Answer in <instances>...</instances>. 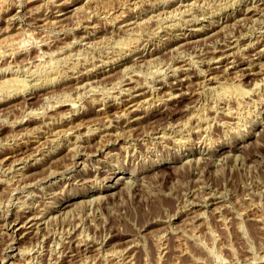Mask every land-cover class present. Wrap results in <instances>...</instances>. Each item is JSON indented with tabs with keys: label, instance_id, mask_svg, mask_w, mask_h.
<instances>
[{
	"label": "rangeland",
	"instance_id": "374dc122",
	"mask_svg": "<svg viewBox=\"0 0 264 264\" xmlns=\"http://www.w3.org/2000/svg\"><path fill=\"white\" fill-rule=\"evenodd\" d=\"M251 2L0 0V264H264Z\"/></svg>",
	"mask_w": 264,
	"mask_h": 264
},
{
	"label": "bare ground",
	"instance_id": "6f19581e",
	"mask_svg": "<svg viewBox=\"0 0 264 264\" xmlns=\"http://www.w3.org/2000/svg\"><path fill=\"white\" fill-rule=\"evenodd\" d=\"M29 1V0H28ZM85 1V0H84ZM155 1V0H154ZM182 1V0H181ZM192 1V0H191ZM260 1V0H259ZM44 2V1H43ZM100 2V1H99ZM252 2H253V0H252ZM251 2V3H252ZM46 3V2H45ZM53 3V2H52ZM55 3V2H54ZM60 3V2H59ZM96 3V2H95ZM20 4V6H21V3H19ZM25 4V3H24ZM41 4V3H40ZM39 4V5H40ZM43 4V3H42ZM89 4V3H88ZM98 4V3H97ZM102 4V3H101ZM159 4V3H158ZM95 5V4H94ZM251 5V4H250ZM158 6V5H157ZM189 6V5H188ZM241 6V5H240ZM254 6H256V4L254 5ZM93 7V6H92ZM175 7V6H174ZM184 7V6H183ZM187 7V6H186ZM264 7V6H263ZM41 8V7H40ZM67 8H68V6H67ZM73 8V7H72ZM76 8V7H75ZM79 8V7H78ZM85 8V7H84ZM91 8V7H90ZM89 8V9H90ZM95 8V7H94ZM27 9V8H26ZM39 9V8H38ZM97 9V8H96ZM40 10V9H39ZM62 10H64V8H62V7H60L57 11L59 12V11H61L62 12ZM72 10V9H71ZM175 10V9H174ZM47 11V10H46ZM170 11V10H169ZM177 11V10H176ZM11 12V11H10ZM16 12V11H15ZM52 12V11H51ZM127 12V11H126ZM143 12V11H142ZM161 13H162V10L160 11ZM165 12V11H164ZM167 12V11H166ZM193 12V11H192ZM41 13V12H40ZM73 13V12H72ZM87 13V12H86ZM145 13V12H144ZM169 14H170V12H168ZM259 13V12H258ZM61 14H63V13H60V14H58V15H61ZM71 14V13H70ZM82 14V13H81ZM119 14V13H118ZM124 14V13H123ZM165 14V13H164ZM196 14H197V11H196ZM202 14V13H201ZM212 14V13H211ZM65 15V14H64ZM120 15V14H119ZM11 16V15H10ZM18 16V15H17ZM51 16V15H50ZM66 16V15H65ZM88 16V15H87ZM148 16V15H147ZM168 16V15H167ZM221 16V15H220ZM6 17V16H5ZM12 17V16H11ZM16 17V16H15ZM38 17V16H37ZM46 17V16H45ZM109 17H110V15H109ZM115 17V16H114ZM117 17V16H116ZM153 17V16H152ZM157 17H158V15H157ZM184 17V16H183ZM199 17V16H198ZM242 17V16H241ZM244 17V16H243ZM13 18V17H12ZM57 18V17H56ZM87 18V17H86ZM151 18V17H150ZM156 18V17H155ZM50 19V18H49ZM58 19V18H57ZM125 19V18H124ZM130 19V18H129ZM142 19V18H141ZM259 19H261V18H259ZM18 20V19H17ZM111 20V19H110ZM109 20V21H110ZM113 20V19H112ZM135 20V19H134ZM150 20V19H149ZM11 21H12V19H11ZM34 21V20H33ZM50 21H52V20H50ZM152 21V20H151ZM233 21V20H232ZM43 22V21H42ZM41 22V23H42ZM79 22H81V20L79 21ZM209 22V21H208ZM211 22V21H210ZM234 22V21H233ZM9 23V22H8ZM28 23V22H27ZM31 23V22H30ZM236 23V22H235ZM242 23V22H241ZM250 23V22H249ZM248 23V24H249ZM40 24V23H39ZM49 24V23H48ZM5 25V24H4ZM8 25V24H7ZM10 25V24H9ZM24 25V24H23ZM32 25V24H31ZM52 25V24H51ZM217 25V24H216ZM250 25H251V23H250ZM256 25V24H255ZM43 26V25H42ZM114 26V25H113ZM175 26V25H174ZM177 26V25H176ZM233 26V25H232ZM236 26V25H235ZM234 26V27H235ZM61 27V26H60ZM28 28V27H27ZM33 28V27H32ZM45 28V27H44ZM94 28V27H93ZM202 28V27H201ZM200 28V29H201ZM30 29V28H29ZM42 29V28H41ZM48 29V28H47ZM117 29V28H116ZM122 29H123V27H122ZM181 29V28H180ZM242 29V28H241ZM6 30V29H5ZM21 30V29H20ZM19 30V31H20ZM26 30V29H25ZM33 30V29H32ZM49 30H51V29H49ZM131 30V29H130ZM13 31V30H12ZM28 31V30H27ZM27 31H25V32H27ZM42 31V30H41ZM53 31H55V30H53ZM61 31V30H60ZM110 31V30H109ZM129 31V30H128ZM168 31V30H167ZM171 31V30H170ZM32 32V31H31ZM31 32H27V33H31ZM91 32V31H90ZM113 32V31H112ZM187 32V31H186ZM16 33V32H15ZM49 33V32H48ZM66 33V32H65ZM73 33H74V31H73ZM101 33V32H100ZM128 33V32H127ZM184 33V32H183ZM14 34V33H13ZM35 34V33H34ZM40 34V33H39ZM38 34V35H39ZM42 34V33H41ZM43 34H44V32H43ZM257 34V33H256ZM12 35V34H11ZM75 35V34H74ZM36 36V35H35ZM43 36H45V34L43 35ZM33 37V36H32ZM79 38V37H78ZM234 38V37H233ZM260 38V37H259ZM14 39V38H13ZM37 39H39V38H37ZM41 39V38H40ZM93 39V38H92ZM225 39V38H224ZM237 39V38H236ZM79 40V39H78ZM183 40V41H182ZM185 40H187V35H183V37H181V41L182 42H184ZM40 41V40H39ZM38 41V42H39ZM54 41V40H53ZM160 41V40H159ZM236 41V40H235ZM257 41H259V40H257ZM43 42V41H42ZM49 42V41H48ZM74 42V41H73ZM77 42V41H76ZM85 42V41H84ZM144 42V41H143ZM215 42V41H214ZM248 42V41H247ZM255 42V41H254ZM31 43V42H30ZM29 43V44H30ZM40 43V42H39ZM45 43H46V41H45ZM66 43V42H65ZM71 43V42H70ZM174 43V42H173ZM176 43V42H175ZM41 44V43H40ZM79 44V43H78ZM88 44V43H87ZM16 45V44H15ZM19 45H21V44H19ZM69 45V44H68ZM86 45V44H85ZM141 45V44H140ZM153 45V44H152ZM213 45V44H212ZM217 45V44H216ZM231 45V44H230ZM12 46H14V45H12ZM12 46H10V47H12ZM67 46V45H66ZM156 46V45H155ZM19 47V46H18ZM16 48V47H15ZM22 48V47H21ZM28 48H29V46H28ZM61 48V47H60ZM9 49V48H8ZM38 49V48H37ZM87 49V48H86ZM171 49V48H170ZM206 49V48H205ZM223 49V48H222ZM12 50V49H11ZM16 50V49H15ZM20 50V49H19ZM26 50V49H25ZM42 50V49H41ZM61 50H63V49H61ZM68 50H71V49H68ZM73 50V49H72ZM210 50V49H209ZM6 51V50H5ZM55 51V50H54ZM78 51V50H77ZM214 51V50H213ZM230 51V50H229ZM242 51V50H241ZM13 52H14V50H13ZM118 52V51H117ZM197 52V51H196ZM45 53V52H44ZM60 53V52H59ZM68 54V53H67ZM212 54V53H211ZM225 54V53H224ZM235 54V53H234ZM39 55V54H38ZM59 55V54H58ZM143 55V54H142ZM222 55V54H221ZM224 55H222V57H223ZM226 56H228V55H226ZM230 56V55H229ZM246 56V55H245ZM40 57V56H39ZM45 57H46V55H45ZM220 56H216V57H214V58H216V59H214V65L215 64H218V63H220L221 62V58H219ZM212 58V57H211ZM40 59V58H39ZM66 59V58H65ZM227 59H229V58H227ZM31 60V59H30ZM106 60V59H105ZM210 60V59H209ZM213 60V59H212ZM32 61V60H31ZM113 61V60H112ZM208 61V60H207ZM211 61V60H210ZM223 61V60H222ZM228 61H230V60H228ZM41 62V61H40ZM95 62V61H94ZM116 62V61H115ZM138 62V61H137ZM51 63V62H50ZM49 63V64H50ZM91 63V62H90ZM100 63V62H99ZM189 63V62H188ZM236 63V62H235ZM259 63V62H258ZM39 64V63H38ZM242 64V63H241ZM249 64V63H248ZM252 64V63H251ZM250 64V65H251ZM10 66V65H9ZM232 66V65H231ZM215 67V69H216V67H217V65H215L214 66ZM250 67V66H249ZM248 67V68H249ZM36 68V67H35ZM188 68H189V66H188ZM226 68V67H225ZM224 68V69H225ZM10 69V68H9ZM80 69H81V67H80ZM84 69V68H83ZM240 69V68H239ZM1 70V69H0ZM11 70V69H10ZM51 70V69H50ZM209 71H210V69H208ZM17 71V70H16ZM29 71V70H28ZM37 71V70H36ZM177 71V70H176ZM214 71V70H213ZM237 71V70H236ZM250 71V70H249ZM197 72V71H196ZM248 72V71H247ZM26 73V72H25ZM41 73V72H40ZM45 73V72H44ZM50 73V72H49ZM48 73V74H49ZM239 73V72H238ZM240 73H241V71H240ZM30 74V73H29ZM33 74V73H32ZM56 74V73H55ZM126 74V73H125ZM129 74V73H128ZM220 74V73H219ZM224 74V73H223ZM242 74V73H241ZM264 74V73H263ZM16 74H14V76H15ZM18 75V74H17ZM65 75V74H64ZM73 75V74H72ZM135 75V74H134ZM213 75V74H212ZM240 75V74H239ZM243 75H244V73H243ZM33 76V75H32ZM50 76V75H49ZM104 76V75H103ZM209 77H210V75H208ZM207 76V77H208ZM249 76V75H248ZM38 77V76H37ZM44 77V76H43ZM94 77V76H93ZM131 77V76H130ZM182 77V76H181ZM228 77V76H227ZM10 78V77H9ZM6 79V78H4V80L3 81H0L1 83H0V85H2V86H4V87H9V86H13L14 84L16 85V84H20V85H22V81H24V80H21L19 77H16V78H14L13 77V79L12 80H10V79ZM12 78V77H11ZM19 78V79H18ZM25 78V77H24ZM35 78V77H34ZM58 78V77H57ZM134 78V77H133ZM236 78H238V76L236 77ZM235 78V79H236ZM2 79V78H1ZM23 79V78H22ZM40 79V78H39ZM47 79V78H46ZM197 79V78H196ZM200 79V78H199ZM209 79V78H208ZM213 79V78H212ZM27 80H29V79H27ZM51 80V79H50ZM159 81V80H158ZM35 82V81H34ZM41 82V81H40ZM44 82V81H43ZM85 82V81H84ZM196 82H197V80H196ZM212 82V81H211ZM215 82V81H214ZM13 83V84H12ZM32 83V82H31ZM79 83V82H78ZM167 83V82H166ZM198 83V82H197ZM202 83V82H201ZM241 83V82H240ZM254 83V82H253ZM25 84V83H24ZM30 84V83H29ZM215 84V83H214ZM223 84V83H222ZM221 84V85H222ZM229 84V83H228ZM233 84V83H232ZM258 84V83H257ZM52 85V84H51ZM80 85V84H79ZM167 85V84H166ZM237 85V84H236ZM27 86V85H26ZM26 86H24V87H26ZM77 86V85H76ZM134 86V85H133ZM177 86V85H176ZM186 86V85H185ZM238 86H240V85H238ZM255 86V85H254ZM14 87V86H13ZM178 87H180V86H178ZM226 87H228L227 85H226ZM83 88H85V87H83ZM134 88V87H133ZM255 88V87H254ZM10 89V88H9ZM121 89V88H120ZM142 89V88H141ZM166 90V89H165ZM173 90V89H172ZM219 90V89H218ZM255 90V89H254ZM79 91V90H78ZM128 91V90H127ZM175 91V90H174ZM181 91V90H180ZM187 91V90H186ZM223 91V90H222ZM15 92V91H14ZM5 93V92H4ZM16 93V92H15ZM19 93V92H18ZM25 93V92H24ZM171 93V92H170ZM174 93V92H173ZM256 93V92H255ZM156 94V93H155ZM164 94V93H163ZM11 95V94H10ZM77 95H80V94H77ZM130 96L128 99H126L125 101H126V103L127 104H130V105H128V108L125 110L126 112H123V114L121 115V117L122 116H125V118L127 117V119H129V118H132L134 115H136V112L138 111V104H137V102H135L134 103V101H136V99L138 98V96L140 95V94H135V95H133V94H131V93H128L127 94V96ZM169 96H170V94H168ZM171 95H172V93H171ZM187 95V94H186ZM156 96V95H155ZM5 98V97H4ZM96 98V97H95ZM1 99V98H0ZM25 99V98H24ZM249 99V98H248ZM262 99V98H261ZM107 100V99H106ZM157 101V100H156ZM260 101V100H259ZM99 102V101H98ZM122 103V102H121ZM139 103V102H138ZM254 103V102H253ZM226 104V103H225ZM62 105V104H61ZM83 105V104H82ZM195 105V104H194ZM229 105V104H228ZM54 106V105H53ZM60 106V105H59ZM144 106V105H143ZM116 107V106H115ZM143 108V107H142ZM196 108V107H195ZM226 108H227V106H226ZM69 109V108H68ZM73 109V108H72ZM86 109V108H85ZM222 109V108H221ZM231 109V108H230ZM229 109V110H230ZM70 110V109H69ZM219 110V109H218ZM234 110V109H233ZM68 111V110H67ZM225 111V110H224ZM232 111V110H231ZM32 112V111H31ZM74 112V111H73ZM227 113V112H226ZM64 114H66V113H64ZM223 115V114H222ZM234 115V114H233ZM65 116V115H64ZM146 116V115H145ZM118 117H119V115H118ZM192 117V116H191ZM231 117V116H230ZM229 117V118H230ZM85 119V118H84ZM136 119V117L135 118H132L131 120H135ZM153 119V118H152ZM191 119V118H190ZM233 119V118H232ZM42 120V119H41ZM50 120V119H49ZM109 120V119H108ZM254 120V119H253ZM34 121V120H33ZM96 121V120H95ZM125 121V120H124ZM250 122V121H249ZM42 123V122H41ZM47 123V122H46ZM167 123V122H166ZM44 124V123H43ZM262 124V123H261ZM52 125H54V124H52ZM80 125V124H79ZM109 125V124H108ZM184 125V124H183ZM198 125V124H197ZM264 125V124H263ZM262 125V126H263ZM67 126V125H66ZM179 126V125H178ZM99 127V126H98ZM101 128H102V126H100ZM183 127V126H182ZM186 128V127H185ZM37 129V128H36ZM35 129V130H36ZM189 129V128H188ZM188 129H187V132H188ZM34 130V131H35ZM115 130V129H114ZM176 130V129H175ZM29 131V130H28ZM33 131V130H32ZM54 131V130H53ZM60 131V130H59ZM87 131V130H86ZM104 131V130H103ZM164 131V130H163ZM168 131V130H167ZM46 132V131H45ZM61 132V131H60ZM24 133V132H23ZM55 133H56V131H55ZM67 133V132H66ZM85 133H87V132H85ZM193 133V132H192ZM36 134V133H35ZM109 134V133H108ZM153 134V133H152ZM18 135V134H17ZM48 135V134H47ZM99 135V134H98ZM162 135V134H161ZM168 135V134H167ZM179 135V134H178ZM183 135V134H182ZM14 136V135H13ZM21 136V135H20ZM24 136V135H23ZM75 136V135H74ZM78 136V135H77ZM54 138H55V136H54ZM79 138V137H78ZM182 138V137H181ZM14 139V138H13ZM35 139V138H34ZM65 139V138H64ZM152 139V138H151ZM183 139V138H182ZM8 140V139H7ZM97 140V139H96ZM157 140V139H156ZM184 140V139H183ZM179 141V140H178ZM186 141V140H185ZM48 142V141H47ZM56 142V141H55ZM135 142V141H134ZM46 143V142H45ZM74 143V142H73ZM185 143V142H184ZM80 144V143H79ZM81 145V144H80ZM182 146V145H181ZM77 148V147H76ZM97 148V147H96ZM31 150V149H30ZM2 151V150H1ZM89 152V151H88ZM87 152V153H88ZM190 152V151H189ZM13 153V152H12ZM76 153V152H75ZM231 153V152H230ZM218 154V153H217ZM233 154V153H232ZM13 155V154H12ZM17 156V155H16ZM23 156V155H22ZM72 156V155H71ZM219 156V155H218ZM97 157V156H96ZM231 157V156H230ZM33 158H35V157H33ZM180 158V157H179ZM186 158V157H185ZM199 158V157H198ZM9 159V158H8ZM20 159V158H19ZM196 159V158H195ZM17 161V160H16ZM19 161V160H18ZM48 161V160H47ZM34 162V161H33ZM31 166V165H30ZM7 167V166H6ZM18 170V176H19V178L21 179V178H23L24 177V169H23V167L21 166L20 168H18L17 169ZM51 171V170H50ZM14 173V172H13ZM16 174V173H15ZM27 174V173H26ZM14 176V175H13ZM2 178V177H1ZM7 178V177H6ZM11 178H13V177H11ZM18 178V177H17ZM9 179V178H8ZM3 180V179H2ZM10 181V180H9ZM65 184V183H64ZM6 185V184H5ZM35 185V184H34ZM77 186V185H76ZM16 188V187H15ZM9 189V188H8ZM11 190V189H10ZM14 190V189H13ZM205 197V196H204ZM206 198V197H205ZM14 199H16V198H14ZM199 199V198H198ZM22 201V200H21ZM25 201V200H24ZM207 202V201H206ZM28 204V203H27ZM24 205V204H23ZM15 206V205H14ZM188 206H190V205H188ZM66 208V207H65ZM6 209V208H5ZM68 209V208H67ZM187 209V208H186ZM63 211V210H62ZM64 212V211H63ZM35 213V212H34ZM3 214V213H2ZM23 214H25V213H23ZM192 214V213H191ZM201 214V213H200ZM7 215V214H6ZM29 215V214H28ZM36 215V214H35ZM51 216V215H50ZM6 217V216H5ZM25 217H28L27 215L25 216ZM35 217V216H34ZM36 218H37V215H36ZM6 219V218H5ZM46 219H48V218H46ZM27 221L26 222H24L25 223V226H27L28 225V223H30V225L29 226H27V228H29V227H31L32 226V221L34 220V218H27L26 219ZM15 221H17V220H15ZM14 221V222H15ZM38 221V220H37ZM13 222V223H14ZM23 222V221H22ZM37 223V222H36ZM44 223V222H43ZM21 224H23V223H21ZM35 225V224H34ZM22 225H20V227H21ZM18 228V227H17ZM44 230V229H43ZM26 231V230H25ZM22 232V231H21ZM20 234V233H19ZM73 237V236H72ZM43 238V237H42ZM67 239V238H66ZM42 240V239H41ZM45 240V239H44ZM76 241V240H75ZM82 242V241H81ZM36 243V242H35ZM73 243V242H72ZM37 244V243H36ZM69 245V244H68ZM94 245V244H93ZM37 246V245H36ZM38 247V246H37ZM32 248V247H31ZM56 248V247H55ZM87 248V247H86ZM37 249V248H36ZM86 250V249H85ZM38 251V250H37ZM53 251V250H52ZM19 252V251H18ZM58 252V251H57ZM83 252V251H82ZM30 253V252H29ZM21 255V254H20ZM31 255V254H30ZM58 255V254H57ZM60 255V254H59ZM21 257V256H20ZM28 257V256H27ZM57 257V256H56ZM55 259V258H54ZM62 259V258H61ZM35 261V260H34Z\"/></svg>",
	"mask_w": 264,
	"mask_h": 264
}]
</instances>
